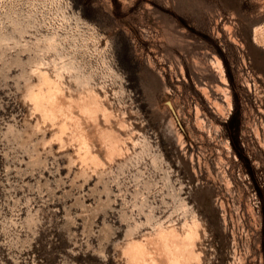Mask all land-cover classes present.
<instances>
[{"label":"rangeland","instance_id":"obj_1","mask_svg":"<svg viewBox=\"0 0 264 264\" xmlns=\"http://www.w3.org/2000/svg\"><path fill=\"white\" fill-rule=\"evenodd\" d=\"M63 60L111 110L99 162L27 94ZM193 220L194 264H264V0H0V264H137Z\"/></svg>","mask_w":264,"mask_h":264},{"label":"bare ground","instance_id":"obj_2","mask_svg":"<svg viewBox=\"0 0 264 264\" xmlns=\"http://www.w3.org/2000/svg\"><path fill=\"white\" fill-rule=\"evenodd\" d=\"M46 48L57 49L56 35L47 38ZM218 63L224 72L220 59ZM72 70H77L76 65L65 60L53 72L39 67V80L29 88L27 94L40 110L42 117L61 118L59 131H64L69 124L73 126L72 133L79 141L84 160L99 162L101 158L93 148L95 136L107 145L109 155L115 153L120 139L113 126L103 125L99 121V114L108 118L111 110L104 103L99 91L90 84L89 76L76 71L75 79L85 87L84 91L80 94L66 93L62 83L63 76L65 71ZM75 108H79L87 120L84 121L80 115H76ZM198 226V221L193 220L183 231L175 227H161L155 241L132 240L126 252L137 264H161L163 260L167 264H194L199 258L195 248Z\"/></svg>","mask_w":264,"mask_h":264},{"label":"trees","instance_id":"obj_3","mask_svg":"<svg viewBox=\"0 0 264 264\" xmlns=\"http://www.w3.org/2000/svg\"><path fill=\"white\" fill-rule=\"evenodd\" d=\"M232 118H233V115L231 116L230 118V121H228L227 123V127H228V130L230 132V136H231V140L232 142L234 143L235 145V139L237 138V134H238V126L237 125H231V121H232Z\"/></svg>","mask_w":264,"mask_h":264}]
</instances>
